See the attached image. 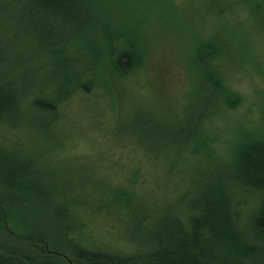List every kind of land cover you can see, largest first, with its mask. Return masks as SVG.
Segmentation results:
<instances>
[{
	"label": "trees",
	"instance_id": "16d2710c",
	"mask_svg": "<svg viewBox=\"0 0 264 264\" xmlns=\"http://www.w3.org/2000/svg\"><path fill=\"white\" fill-rule=\"evenodd\" d=\"M109 1L0 0V264H69L67 260L72 264H260L264 98L259 123L236 133L223 168L217 158L208 156L216 168L212 174L193 186L181 185L179 209L167 198L158 209L138 203L142 198L136 178L131 181L132 203L122 199L129 194L125 188H114L117 196L99 206L105 220L96 226L100 235L108 236L114 222L123 223V208L131 215L134 232L142 237L137 241L127 233H117L116 239L94 238L96 221L68 202L47 199L31 185L28 171L8 162L4 140L18 121L46 120L40 123L52 125L70 102L88 98L111 82L138 79L144 42L136 26L130 33L105 15L108 10L112 19H119ZM123 1L136 5L140 0ZM141 2L148 4V0ZM260 2L227 0L222 9L215 0L212 9L217 18L237 7L249 9L252 16L262 7ZM251 16L252 28L259 29ZM236 27L234 22L226 29L231 30L229 44H205L196 52L194 64L201 67L204 100L189 120L190 126L196 123L193 129L180 126L176 133H168L174 157L187 153V161L202 158L198 155L204 148L203 123L222 109L233 112L241 105L240 95L224 83L227 71L221 73L223 65L230 70L242 68L253 58L250 42L242 41L244 31ZM257 70L264 85V71ZM45 73L51 76L48 82L41 79ZM163 189L160 195L165 197L169 187ZM156 202L152 196L148 204ZM112 209L115 212L109 213Z\"/></svg>",
	"mask_w": 264,
	"mask_h": 264
},
{
	"label": "rangeland",
	"instance_id": "374dc122",
	"mask_svg": "<svg viewBox=\"0 0 264 264\" xmlns=\"http://www.w3.org/2000/svg\"><path fill=\"white\" fill-rule=\"evenodd\" d=\"M213 2L148 0L145 5L140 0L134 5L123 0L109 1L119 19H112L114 15L108 10L105 15L113 23H122L130 33L136 26L138 37L144 42L141 70L135 77L138 79L122 84L111 82L110 87L102 86L88 98L70 102L52 125L40 123L46 120L23 119L6 135L8 162L28 171L31 185L46 194L47 199L68 202L96 221L94 238L116 239L117 233H127L133 241L142 238L134 232L131 215L123 208V223L119 226L114 222L115 229L108 236L100 235L96 224L105 218L99 206L113 199L117 194L113 192L115 187L129 192L123 200H133L130 194L135 187L131 181L136 178L142 198L138 203L158 209L167 198L179 209L181 185L193 186L212 174L216 168L207 161L208 156L217 158L223 168L236 133L259 123L264 85L257 68L264 71V0L252 16L249 9L237 7L221 18L216 17ZM217 2L222 9L227 4V0ZM250 16L255 18L261 33L252 28ZM231 21L237 23L236 29L244 31L242 41L250 42L253 57L242 68H221L222 74L227 71L224 83L240 95L241 105L233 112L222 109L203 123L204 148L198 155L202 158L193 156L187 161V153L177 154L176 158L169 148L168 133H176L180 126L193 129L196 123L190 126L189 120L196 117L204 100L200 93L201 67L194 64L196 52L205 44H229L231 30L226 29L234 26ZM46 74L41 79L48 82L51 76ZM163 187H169L165 197L160 195ZM152 196L157 204H148ZM117 208L114 209L121 218ZM262 252L260 264H264Z\"/></svg>",
	"mask_w": 264,
	"mask_h": 264
},
{
	"label": "water",
	"instance_id": "95a60500",
	"mask_svg": "<svg viewBox=\"0 0 264 264\" xmlns=\"http://www.w3.org/2000/svg\"><path fill=\"white\" fill-rule=\"evenodd\" d=\"M69 264H71V262L69 260H67Z\"/></svg>",
	"mask_w": 264,
	"mask_h": 264
},
{
	"label": "bare ground",
	"instance_id": "6f19581e",
	"mask_svg": "<svg viewBox=\"0 0 264 264\" xmlns=\"http://www.w3.org/2000/svg\"><path fill=\"white\" fill-rule=\"evenodd\" d=\"M72 264V263H71Z\"/></svg>",
	"mask_w": 264,
	"mask_h": 264
}]
</instances>
